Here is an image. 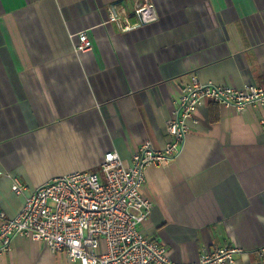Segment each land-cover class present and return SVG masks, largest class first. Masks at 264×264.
Returning <instances> with one entry per match:
<instances>
[{
  "label": "crops",
  "instance_id": "crops-1",
  "mask_svg": "<svg viewBox=\"0 0 264 264\" xmlns=\"http://www.w3.org/2000/svg\"><path fill=\"white\" fill-rule=\"evenodd\" d=\"M158 19L129 31L107 6L133 0H0V213L61 175L124 165L143 141L163 149L166 122L194 75L264 87V0H150ZM134 22L135 18L131 17ZM85 31L91 48L76 50ZM178 156L146 168L151 211L139 229L177 264L237 246L232 264H264V105L240 113L206 101ZM25 185L11 189V178ZM1 223V220H0ZM0 264H80L17 236Z\"/></svg>",
  "mask_w": 264,
  "mask_h": 264
},
{
  "label": "built area",
  "instance_id": "built-area-1",
  "mask_svg": "<svg viewBox=\"0 0 264 264\" xmlns=\"http://www.w3.org/2000/svg\"><path fill=\"white\" fill-rule=\"evenodd\" d=\"M106 23L129 31L158 19L150 0H133V7L113 3L107 6ZM135 18L133 22L131 20ZM79 52L91 48L85 31L77 34ZM216 102L244 112L264 105V87L247 85L238 90L229 86L202 84L191 75L180 91L174 117L166 122L170 141L156 149L141 142L127 165L115 151L104 155L99 172L77 171L56 177L25 195L21 211L13 218L0 213V253L11 250L12 240L24 237L43 241L52 252H66L80 264H177L156 240L144 236L139 226L148 219L151 203L141 194L147 167L174 160L186 140L190 120L198 106ZM14 193L24 195L25 185L11 178ZM264 252V247L262 248ZM241 252L237 246L201 251L196 263L232 264Z\"/></svg>",
  "mask_w": 264,
  "mask_h": 264
}]
</instances>
